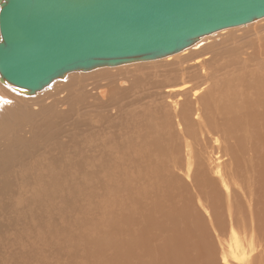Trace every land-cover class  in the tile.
Masks as SVG:
<instances>
[{
  "label": "bare ground",
  "instance_id": "6f19581e",
  "mask_svg": "<svg viewBox=\"0 0 264 264\" xmlns=\"http://www.w3.org/2000/svg\"><path fill=\"white\" fill-rule=\"evenodd\" d=\"M215 33L212 34L216 35ZM212 34L203 36L190 47L167 56L166 66L174 75L180 74V81L175 83L166 80L151 83V90L139 98L142 101L140 108L144 110V116L148 119L150 127L141 131L139 135H134L124 141L125 144L123 143L124 146L120 150L100 144L103 146L101 152H97L100 157H94L93 150L91 151L93 148L96 150L98 146L88 147V151L87 147L83 146L88 144V142L86 144L81 142V140L87 139L83 131L80 132L81 140L76 139L75 134L69 131L77 124L75 116L81 120L85 118V114L79 112L78 103L89 101L92 98L94 104L99 107V113L101 112V117H99L102 121L100 123L104 120L105 124L102 123V125L107 124V127L115 128V123L112 124L110 121V110L112 106L120 110V100L123 99L120 95L122 88L128 85L127 81L123 77L118 78V84L111 92L107 88L95 93L78 90L68 96L64 90L76 85L82 86L90 77L113 76V72L120 71L125 67L135 65L131 70L138 69L146 65L145 62L138 61L114 67H100L90 71L70 72L34 94H29L24 89L8 82L0 81V215L10 217L7 220L17 223L23 229L25 216L36 215L34 211L33 213L29 210L23 212V215H14L22 210L26 200L31 199V195L25 193L23 188L53 183L90 185L94 179L87 176V167H91L96 172L115 167L118 164L119 156L124 155L123 158L142 161L147 166L146 172L156 174L155 183L152 179L147 187H155L159 190V194H152V197L162 198L159 202L156 200L158 205L153 203L148 207V205L139 202L143 194L141 190L139 192L141 196H138L139 205L135 207L136 220H143V217L140 216L142 211L144 213V211L149 212L150 210L149 214L152 215H155V212L160 215L162 212L166 220L165 222L161 221L163 223L161 226L167 230V233H163L160 225L154 226H157L170 240V246H160L161 248L156 252L152 248L153 239H146L148 243L143 242L142 244L141 241L135 243L136 250H133L138 256V261L135 264H185L182 261H186V264H201L207 259H213L215 254L212 257L210 253L205 252L208 247L212 246L213 236L209 231L202 208L195 200L199 193L207 196L213 195L217 198L222 197L220 181L218 186L217 181L211 175L213 173L212 166L221 171L219 168L222 164L221 158L229 153L227 145L223 144L226 140L228 125L226 118L236 117L240 113L236 95L232 93L227 96L218 83L221 77L227 76L229 78L225 79H230V83L236 87L240 77L248 78L247 73L250 68L251 77L255 79L253 86L264 93V56L261 54L241 56L237 58V62L235 61L236 64L232 60L235 65H230V62L224 65L220 64L224 67V76H220L219 72L215 73V69L210 68L211 63H213L212 67L216 66L214 64L218 62L217 58L220 60V57L216 58L211 54L212 46L209 48L208 45ZM213 59H216L217 62H214ZM163 60H153L149 63L158 64ZM250 61L255 63L257 71L255 70L254 73L251 69L255 68L253 65L250 67ZM226 64L230 66H226L228 71L225 72ZM263 112L264 109L261 108L257 115L250 114L247 123L252 121L253 116H258V120L262 119ZM153 115L159 119L155 123L151 122ZM129 116L122 123L120 122L119 127L123 125L130 127L134 124V118L131 117L132 115ZM113 121L115 122V120ZM79 122L78 127L81 128L82 123ZM88 124L86 121L85 126ZM98 127L96 126L98 130L95 128L97 132L101 129ZM85 129L90 130L88 127ZM95 129L91 128L94 131ZM102 131L103 129H101V134L105 133ZM255 131L264 135V123L256 126ZM99 134L97 133L96 136ZM78 135L76 134L80 138V134ZM205 135L211 136L209 138L214 141L212 150L207 151L211 154L213 164L210 169L207 167L206 152H204L203 146L204 142L207 150L208 142L204 138ZM101 137L104 136L101 135L99 138ZM106 148H110L108 153ZM256 150L258 152L252 160L264 162V142L258 143ZM246 155L247 153H245ZM188 176L191 179H188ZM256 189H264V168L257 170ZM260 198H264V195ZM146 201L148 202V200ZM41 202L45 205L51 204V202ZM248 202L251 204L252 200H248ZM61 203L69 204V199ZM231 209L233 229L230 247L233 256H235L236 248L245 244L249 246L251 255V257L247 256L246 264H264V199L260 200L257 206L251 208V216L243 215V210L237 208V200L231 202ZM213 210L219 211L220 208L216 207ZM42 216L37 218L42 219ZM236 217H242L246 221L249 219L247 226L251 222L249 225L251 230L245 231L244 238H240V235L235 231L237 224H234V220ZM125 219L127 220V218ZM156 221H158L157 218ZM239 222L241 223V221ZM145 224L148 225V223ZM256 225H260L261 228L256 230ZM151 226L153 225L151 224ZM5 227L6 225L0 222V233L5 230ZM24 234L26 235V233ZM137 234L144 235V232L140 230V233L137 232ZM142 239L139 238V240ZM120 253H124V251L122 250ZM150 257L155 259V262Z\"/></svg>",
  "mask_w": 264,
  "mask_h": 264
},
{
  "label": "rangeland",
  "instance_id": "374dc122",
  "mask_svg": "<svg viewBox=\"0 0 264 264\" xmlns=\"http://www.w3.org/2000/svg\"><path fill=\"white\" fill-rule=\"evenodd\" d=\"M215 34L211 35L208 45L209 48L212 46L211 54L216 58L220 57V60L217 58V62L216 59H213L214 62H217L214 64L217 67H212L213 63H211L210 68L215 69V73L219 72L220 76H224V67L220 64L224 65L230 62V65H235L237 58L241 56H258L260 54L264 56V17L246 25L218 31ZM211 54L208 55L211 56ZM166 59L167 57L155 59L163 60L158 64H151L149 62L153 60H146L143 61L146 65L138 69L131 70L135 65L125 67L120 71L113 72L114 75L110 77H90L82 86L76 85L73 88L70 87L71 89L64 90L68 96L78 90L95 93L107 88L111 92L118 84V78L123 77L128 83L121 91L120 96L123 99L120 100V110L113 106L110 110V121L112 124L115 123V128H109L107 124L104 125V120L103 125L100 123L102 121L100 119L101 112L99 113V107L94 104L92 98L89 101L78 103L79 112L85 114V118L81 120V118L75 116V123L77 124L69 131L74 133V137L79 140L82 139L80 132L83 131L87 139L81 140V142L83 141L84 144L88 142L86 145L82 143L84 147H87V151L89 150L88 147L94 145L99 147L96 150L95 148L91 149L94 157H100L97 152H101L102 144L120 150L125 144L124 141L134 135H139L141 131L150 127L148 119L144 116V110L140 108L142 101L139 98L151 90V83L166 80L175 83L178 80L180 81V74L174 75L170 71L169 67L166 66ZM229 64L225 65V72L228 71L226 66ZM249 64L250 67L253 65L255 68V63L250 61ZM218 65L221 67H218ZM251 70L254 73L256 68ZM250 73L249 68L248 78L240 77L236 87L230 83V79H225L229 78L227 76L225 78L221 77L218 83L227 96L232 93L236 95L240 106V113L236 117L226 118L228 125L226 140L223 144L227 145V152L229 153L221 158L222 164L219 167L221 171L218 168H213L211 154L207 153V151L212 150L214 141L209 138L211 136H204L208 142L207 150L203 142L207 167L210 169L212 166L213 173L211 175L217 181L218 186L220 181L222 197L217 198L213 195L207 196L199 193L197 200H195L198 206L202 208L209 231L213 236L212 246L208 247L205 252L210 253L212 257L215 254L213 259H207L201 264H228V262L230 264H246L247 256L251 257L249 246L245 244L236 248L235 256H233L230 247L233 229L231 226L233 221L231 202L237 200V208L243 210V215L251 216V208L257 206L259 201L264 199L260 198L264 195V189H256L257 170L264 168V162L262 160H252L258 152L256 150L258 143L264 142V135L255 131L256 126L261 125L262 122L264 123V112L262 113V119L258 120V116H253L252 121L247 123L250 114L257 115L261 108L264 109V93L253 86L255 79L251 77ZM242 84L245 86L242 87ZM129 115L134 118V124L130 127L124 125L119 127L120 122L122 123ZM77 118L81 121L79 122ZM151 118H153L152 123L159 120L155 115ZM130 120L132 119L130 118ZM86 121L89 124L85 126ZM78 122L82 123L81 128L78 127ZM84 126L90 128L89 132ZM96 126L103 129L105 133L102 131L103 134H101V129H99V134ZM91 128H96L95 131L99 135L96 136L97 133ZM85 130L88 136H86ZM76 134H80L81 137L78 138L79 135L76 136ZM101 135L104 137L99 138ZM114 136L116 139L113 138ZM105 150L107 152L110 148ZM245 153H247L246 156ZM123 156H119L118 164L115 167L97 172L91 167H87V176L94 179V182L90 185L53 183L23 188L25 193L31 195V199L24 202L23 211L21 210L14 215H23V212L27 210L34 211L35 213H33L36 215L25 216L23 229L17 223L7 220L10 217L0 215V222L6 225L5 230L0 233V264H135L138 261L137 253L133 250L136 248L135 243H139V241L142 244L143 242L148 243V239H153L152 248L154 252L160 249V246H170L169 238L164 235L167 230L162 227L163 223H161V221L164 220L165 222L166 220L162 212H160V215H158V212L152 215L149 214L150 210L149 212L144 211V213L142 211L140 216L143 217V220H136L135 207L139 205V202L150 207L153 203L158 205V202L162 200L161 197L156 199L152 197V194H159V190L155 187H147L152 179L155 183L156 174L146 172L147 166L142 161L132 158L126 159ZM90 157L92 156L90 155ZM188 179H191V177L188 176ZM141 190L142 196L139 195ZM138 196L142 197L139 202ZM66 199H69V204L61 203ZM248 200H252L251 204ZM41 201L51 202V204L45 205ZM242 205L244 206L242 207ZM216 207H219L220 210L214 211L213 209ZM38 216H42V219H38ZM243 219L242 217H236L234 220V224L239 225H236L235 231L240 235V238L245 237V231L251 230L249 229L251 222L247 226L249 219L248 221ZM145 223H148L149 226ZM239 223L243 225L241 226ZM154 225H160L164 234ZM260 228V225H256V230ZM140 230L144 232V235L137 234V232L140 233ZM139 238H143V241ZM122 250L124 253H120ZM150 259L155 262V259L151 257ZM173 263L175 262L173 261ZM182 263L186 264V261H182Z\"/></svg>",
  "mask_w": 264,
  "mask_h": 264
},
{
  "label": "water",
  "instance_id": "95a60500",
  "mask_svg": "<svg viewBox=\"0 0 264 264\" xmlns=\"http://www.w3.org/2000/svg\"><path fill=\"white\" fill-rule=\"evenodd\" d=\"M264 17V0H0V81L34 94L74 71L155 60Z\"/></svg>",
  "mask_w": 264,
  "mask_h": 264
}]
</instances>
